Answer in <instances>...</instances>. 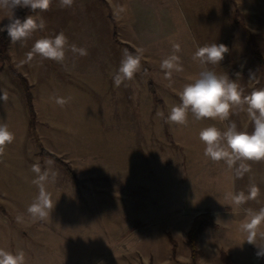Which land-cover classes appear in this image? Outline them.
Instances as JSON below:
<instances>
[{
    "label": "rangeland",
    "instance_id": "374dc122",
    "mask_svg": "<svg viewBox=\"0 0 264 264\" xmlns=\"http://www.w3.org/2000/svg\"><path fill=\"white\" fill-rule=\"evenodd\" d=\"M9 14L0 11V27ZM29 15L43 17L45 29L16 44L8 39L0 66V94L8 97L0 101V122L15 137L0 155V248L23 250L26 264H238L222 249L218 231L209 241L219 254L202 256L201 232L192 259L187 232L200 213L208 212L214 222L208 227L216 228L213 212L223 209L236 230L247 210L264 208V160L212 161L199 138L203 128L223 132L232 122L251 133L247 106L234 107L225 121H196L189 114L187 124L178 125L167 116L201 70L193 60L197 47L226 45L223 61L208 67L233 80L240 73L244 95L264 88V65L256 58L264 59V0H74L67 8L52 0L47 11L29 12L21 21ZM61 31L69 46L88 55L66 46L64 62L57 63L32 53L36 40ZM124 49L144 51L134 78L116 88ZM172 54L180 56L183 71L172 72L169 86L160 63ZM57 98L68 102L61 107ZM37 162L57 173L54 183H45L53 209L43 219L27 211L39 194L32 171ZM253 185L257 196L240 206L225 198L248 197ZM208 188L218 197H208ZM213 203L223 206H205Z\"/></svg>",
    "mask_w": 264,
    "mask_h": 264
},
{
    "label": "clouds",
    "instance_id": "9594fccd",
    "mask_svg": "<svg viewBox=\"0 0 264 264\" xmlns=\"http://www.w3.org/2000/svg\"><path fill=\"white\" fill-rule=\"evenodd\" d=\"M52 0H0V11L10 13L6 16L9 23L0 27V32H7L11 43L23 42L31 38L37 30L43 31L46 27L45 20L40 17L37 21L33 16H27L23 21L15 17V10L29 9L47 11ZM74 0H59L61 8L71 7ZM66 46L70 47L73 54L87 56L86 48L68 45V38L61 31L54 37H44L35 41L32 53L42 59H48L57 63H63L66 56ZM143 49H138L134 54L128 49L122 51V59L117 72L113 76V83L119 88L124 81H131L141 66ZM174 53L180 51V45H173ZM229 49L224 44L212 43L197 47L193 54V60L198 61L201 70L196 78L186 83L178 92L180 103L170 108L167 121L178 125H186L189 114L196 121L204 119L225 121L229 118L234 107L247 106V113L253 122L254 129L251 133L238 131L235 122L228 125L223 132L217 127L208 126L201 129L199 138L205 145L204 155L212 161L224 160L229 166L236 160L262 161L264 160V88L254 89L250 94L244 95L243 89L237 82L240 73H236L237 79L233 80L226 73L218 74L208 65H219L223 61ZM160 68L164 71V79L171 86L172 72H182L183 65L180 56L172 54L162 59ZM254 74H250V80ZM7 93L0 94V101L6 102ZM61 107L68 101L57 98L55 101ZM163 116V112H158ZM14 133L9 130L7 123L0 122V155L3 154L6 145L14 140ZM48 165L52 161H47ZM32 171L36 174L33 183L39 187V194L33 200L27 211L33 219H43L53 209L50 194L45 189V183L55 182L57 173L51 168L41 170L37 162L32 165ZM258 188L250 187V195L241 193H228V199L233 205L240 206L249 198H255ZM264 223V208L259 211L247 210V218L241 223L240 229L247 236V242L257 248V258H264V243L257 244V236L264 239V232H259L260 225ZM0 264H26V256L23 250L13 253L0 248Z\"/></svg>",
    "mask_w": 264,
    "mask_h": 264
},
{
    "label": "crops",
    "instance_id": "0c3cea01",
    "mask_svg": "<svg viewBox=\"0 0 264 264\" xmlns=\"http://www.w3.org/2000/svg\"><path fill=\"white\" fill-rule=\"evenodd\" d=\"M224 171H221L223 173ZM208 197H218L219 191H216V195H214L215 188L210 189L208 188ZM219 200V199H218ZM220 201V200H219ZM227 204V203H224ZM206 207H222L223 205H216V204H206ZM226 206V205H225ZM229 213H226L223 209L216 210V212H213L214 221L218 225L216 228L208 227L199 236L198 240V247L200 249V252L203 255H209V256H217L219 254L220 250L217 246H212L213 244L210 242L211 239L219 233L221 237L225 240L222 245V249L228 253L234 263H243V264H252L256 260V264H264V261H260V258L255 257L254 255V249L257 251V248L249 244L247 240V236L245 233L241 231V229H234L235 225L230 224L228 220H225V217L228 216ZM219 217L221 220H218ZM241 221H244L246 217H239ZM221 221V222H220ZM232 223H234V220H232ZM232 225V226H231ZM262 230H264V227H262ZM218 231V233H217ZM264 232V231H261ZM227 239V240H226ZM210 240V241H209ZM257 244L264 243V239L257 238L256 240ZM221 246V245H220ZM167 250V248L165 247ZM157 253V252H156ZM256 258V259H255Z\"/></svg>",
    "mask_w": 264,
    "mask_h": 264
},
{
    "label": "trees",
    "instance_id": "16d2710c",
    "mask_svg": "<svg viewBox=\"0 0 264 264\" xmlns=\"http://www.w3.org/2000/svg\"><path fill=\"white\" fill-rule=\"evenodd\" d=\"M29 12H32L29 9H22L20 11V13L16 16V18H19L21 20L22 17L26 16ZM1 42H0V66L2 65L3 62V45L7 42V40L9 39L7 32H1ZM256 58L258 59V61L260 62V64L264 65V59H262V57L256 53ZM22 83H23V87L26 91V93L28 92V87L27 84L25 83L24 79H22ZM28 95V93H27ZM29 96V95H28ZM28 105L30 108V104L28 101ZM30 112H31V108H30ZM43 155H47L48 157H50L54 162H56L58 165L62 166V168L64 169V171L66 172V174L68 176H70L71 178L73 177V172L70 170V168L63 162H61L60 160L56 159L53 155L46 153L45 151L42 152ZM208 226H214V222L210 216V214L208 212L205 213H200L197 216L194 217L190 228L187 232V245L189 247L190 250V254H191V258L194 259L195 257H197V255L199 254V250L197 248V238L198 235ZM257 252V251H255Z\"/></svg>",
    "mask_w": 264,
    "mask_h": 264
}]
</instances>
